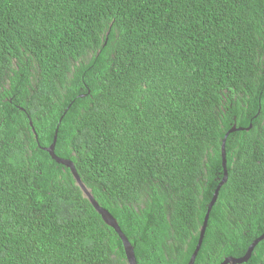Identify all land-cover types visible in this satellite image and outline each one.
Segmentation results:
<instances>
[{
    "label": "trees",
    "instance_id": "1",
    "mask_svg": "<svg viewBox=\"0 0 264 264\" xmlns=\"http://www.w3.org/2000/svg\"><path fill=\"white\" fill-rule=\"evenodd\" d=\"M234 116L253 126L236 144ZM57 129L137 264H188L228 135L194 264L244 256L264 233V0H0V264H128L42 149Z\"/></svg>",
    "mask_w": 264,
    "mask_h": 264
},
{
    "label": "water",
    "instance_id": "2",
    "mask_svg": "<svg viewBox=\"0 0 264 264\" xmlns=\"http://www.w3.org/2000/svg\"><path fill=\"white\" fill-rule=\"evenodd\" d=\"M83 97V96H81ZM29 118V117H28ZM29 123L30 126L33 127V123L31 121V119L29 118ZM35 138L37 140L38 136L35 133L34 128H32ZM57 131L55 132L54 138H53V142L50 146L48 147H44L42 148L45 152H47L50 157L57 163L60 165H63L67 168L70 169L76 184L80 187V189L83 192V195L86 199H88V201L91 203V205L93 206V208L95 209V211L101 216L102 220L104 221V223L109 226L110 228H112L115 233L119 236L120 240L122 241L123 247H124V251H125V255H126V260L128 264H137L136 261V257H135V253H134V248L131 245V243L129 242V240L127 239V237L125 236V234L122 232L119 223L117 222V220L104 208H102L98 202L94 199V196L92 195L91 191L87 189V187L84 185V183L81 181L79 174L77 173L74 163L71 160H67V159H63L60 158L56 155L55 153V147H56V142H57ZM234 130H231L230 132H233ZM226 138L227 135L225 136V138L223 139L222 145H221V152H222V159H223V170H224V177L223 179L220 181L219 185L217 186L213 198L211 200V202L208 205V209L206 212V215L204 217L203 223L199 229V239H198V243L196 245V248L194 250V252L192 253V256L188 262V264H194L195 260L198 256V253L201 249L203 240H204V236H205V232L207 229V225H208V220H209V216L212 210L213 205L215 204L218 195H219V191L220 188L226 183L227 181V177H228V173H227V162H226V158H225V142H226ZM264 240V233L258 237L257 239H255L251 245L248 247L246 253L244 256L240 257V258H233V257H229L226 258L221 264H243L248 262V260L251 258L252 253L255 249V247Z\"/></svg>",
    "mask_w": 264,
    "mask_h": 264
},
{
    "label": "flooded vegetation",
    "instance_id": "3",
    "mask_svg": "<svg viewBox=\"0 0 264 264\" xmlns=\"http://www.w3.org/2000/svg\"><path fill=\"white\" fill-rule=\"evenodd\" d=\"M229 112H230V109H229V108L223 109L222 116H223V119H224V120H225L226 118H228V117H232V115H230ZM242 113L245 114L247 118H249V115H248V113H247L245 110H243ZM221 123H222V127L224 128V127H225L224 122L221 121ZM228 123H229V125H230L231 123L233 124L232 128H231L227 133L229 134V132H230L231 130H234V131H233V133H235V135H233V140H234V142L236 141V138H239V137L244 136L245 131H250V130L253 128L252 125H250V126H248V127H244V126L242 127V126L240 125V123H239V120H238L237 116H234L233 119H232L231 121H229ZM227 133H226V134H227ZM230 133H232V132H230ZM227 136H228V135H227ZM226 141H227V138H226ZM222 142H223V140H222ZM226 143H227V142H225V145H226ZM235 144H236V142H235ZM238 144H239V142H238ZM240 147H241V146H240Z\"/></svg>",
    "mask_w": 264,
    "mask_h": 264
},
{
    "label": "bare ground",
    "instance_id": "4",
    "mask_svg": "<svg viewBox=\"0 0 264 264\" xmlns=\"http://www.w3.org/2000/svg\"><path fill=\"white\" fill-rule=\"evenodd\" d=\"M129 240V239H128Z\"/></svg>",
    "mask_w": 264,
    "mask_h": 264
}]
</instances>
